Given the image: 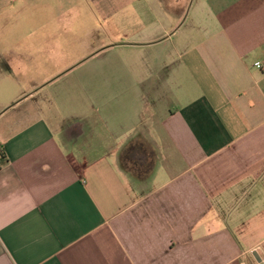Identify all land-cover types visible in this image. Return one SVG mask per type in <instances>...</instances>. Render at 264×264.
<instances>
[{
    "label": "crops",
    "instance_id": "obj_1",
    "mask_svg": "<svg viewBox=\"0 0 264 264\" xmlns=\"http://www.w3.org/2000/svg\"><path fill=\"white\" fill-rule=\"evenodd\" d=\"M262 58L264 0H0V264H259Z\"/></svg>",
    "mask_w": 264,
    "mask_h": 264
},
{
    "label": "rangeland",
    "instance_id": "obj_2",
    "mask_svg": "<svg viewBox=\"0 0 264 264\" xmlns=\"http://www.w3.org/2000/svg\"><path fill=\"white\" fill-rule=\"evenodd\" d=\"M46 64L48 66V65L53 64V63H46ZM41 75L44 76V78H47L46 77L47 76L46 70H44V71L40 70V71H36V72L32 71L31 74L27 75L26 77H21V79H19L22 83L21 96L24 97L25 94H27L24 92H27L28 90H30L34 86L33 85L34 82H39L40 80H45L43 77H41ZM11 96H13V95H11L9 92L4 93V94H0V101H4V100L7 101L11 98Z\"/></svg>",
    "mask_w": 264,
    "mask_h": 264
},
{
    "label": "built area",
    "instance_id": "obj_3",
    "mask_svg": "<svg viewBox=\"0 0 264 264\" xmlns=\"http://www.w3.org/2000/svg\"><path fill=\"white\" fill-rule=\"evenodd\" d=\"M253 66L255 68H257L258 70L264 72V58L260 59V60H256L254 63H253Z\"/></svg>",
    "mask_w": 264,
    "mask_h": 264
},
{
    "label": "water",
    "instance_id": "obj_4",
    "mask_svg": "<svg viewBox=\"0 0 264 264\" xmlns=\"http://www.w3.org/2000/svg\"><path fill=\"white\" fill-rule=\"evenodd\" d=\"M253 255L256 257L259 264H264V260H262V258L259 257L256 252H253Z\"/></svg>",
    "mask_w": 264,
    "mask_h": 264
}]
</instances>
